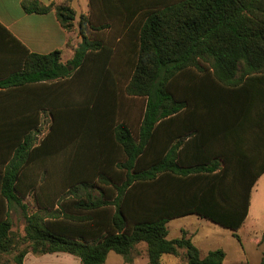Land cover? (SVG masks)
Returning <instances> with one entry per match:
<instances>
[{"label": "trees", "instance_id": "trees-1", "mask_svg": "<svg viewBox=\"0 0 264 264\" xmlns=\"http://www.w3.org/2000/svg\"><path fill=\"white\" fill-rule=\"evenodd\" d=\"M21 4L27 13L52 8L39 0ZM89 8L77 19L81 40L66 63L60 50L30 52L22 68L0 78V92L30 84L49 89L47 83L63 91L64 82L70 92L64 110L56 109L51 92L46 94L45 102H54L52 121L39 145H34L36 115L15 117L18 126L11 129L0 127V264H22L28 252L58 251L78 257L81 264H102L113 251L131 264L139 243H145L149 264H166L163 255L172 256L175 264H224L222 248L202 255L185 231L168 238L167 223L195 214L236 231L264 165L234 162L244 151L234 154L229 143L218 145L223 149L215 162L188 163L177 151L180 139L173 132L167 133L172 137L165 152L160 127L179 125L180 118L186 130L192 124L236 123L224 105L226 94L204 91L196 104L198 97L185 83L210 77L221 88L236 84L237 77L264 73V0H89ZM54 11L70 31L76 13L68 0H60ZM137 12L141 16L124 29ZM124 94L140 98L137 132L116 122ZM25 104L29 108L35 101ZM192 108L202 111L183 114ZM38 157L39 163L29 167L42 168L43 178H20L26 160ZM51 172L57 178L47 181ZM29 194L33 211L23 202ZM13 205L24 216L19 234L12 229Z\"/></svg>", "mask_w": 264, "mask_h": 264}, {"label": "crops", "instance_id": "crops-1", "mask_svg": "<svg viewBox=\"0 0 264 264\" xmlns=\"http://www.w3.org/2000/svg\"><path fill=\"white\" fill-rule=\"evenodd\" d=\"M22 1L23 0H0V78L22 68L23 63L30 52L46 54L54 50H60L61 61L66 63L72 58L74 48L81 40L78 36L76 28L77 19L80 14H88L90 10L89 0H68L70 6L74 10V3L80 5L82 10L79 14L75 10L76 18L74 20V26L70 31H67L60 25L54 11V7L60 3V0H39L45 5H52L51 10L42 14L25 12L21 4ZM177 1L180 0H146V2L151 4H169ZM141 14V12L132 14L131 24L129 27L124 29H129L134 24L135 20L141 16ZM122 17H125V15L121 16V18ZM118 65L126 66L124 64ZM237 78L236 84L225 87L222 86L221 88L213 83L214 81H212V78L210 77L196 76L190 81H186V87L189 88L190 92L192 91L198 97L195 100L196 104L202 101L201 98L199 99V96L204 91L211 94H213L214 91L226 94L227 98L224 105L227 106L228 113L231 117L235 118L236 123L221 127L192 124L191 128L186 130L187 126L181 123L183 120L185 121V119L180 118L179 125L173 126L171 124H164L160 127L164 132L165 149L167 147L168 137H172L167 135V133L173 132L177 135V139H180L177 151L180 153L179 155L181 158L188 163L215 162L214 158L215 155H217V151L223 149L218 145H220V143H229L228 149L234 150V154L238 153L237 150L240 149L244 151L243 157L245 159L243 157L235 156L233 158L234 162L246 161L248 163L264 165V73L247 74ZM60 84H65L67 86L68 82ZM46 86L49 89H46L41 84H30L27 87L20 88V90L0 92V127L5 126L3 129H11L13 125L18 126L16 125L17 121L15 120V117L36 115L38 117V122L37 126L33 128V131L37 133L43 123L44 115L47 114L50 118L48 123L50 127L52 121L50 110L53 109L54 102H58L56 109L64 110L66 105L64 102H69L70 92L67 90L68 87L66 86L64 87V90L61 91L59 88L60 85H56V83H47ZM44 90L49 91L44 92ZM49 92H51L52 99L54 101H52V104L45 102V99H47L46 94ZM28 100H34V106L29 105L28 108L25 104ZM60 100L63 101V103L61 102V105L59 104ZM120 100L122 101L121 109L120 113L116 117V122L125 123L132 131L137 132L141 120L140 112L138 110L140 98L124 94ZM192 110L193 112L190 113H188L190 110H186L183 114H195V116H198L202 111L200 108H192ZM19 126H21V123ZM19 129H21V127H19ZM190 130H194V133L185 136L186 131ZM43 137L39 141L34 139V145H39ZM175 142L176 140H174L172 144H175ZM166 151L167 149L165 152ZM52 157H54L53 154ZM242 158L243 160H238ZM39 159H41V157L35 158L34 161L26 160L20 171V178L25 179L28 176L32 177V174L34 178H43L42 168L38 166L29 167V165L31 166L33 162L37 165V163H39ZM263 175L264 172L258 177V179ZM54 178H57L55 172L46 174L47 181L54 180ZM252 189L253 187L250 191L247 215L251 205ZM94 192L98 194V190H94L93 193ZM29 200L33 204V209L31 210L33 211L36 207L32 194H29L25 199H23V202L28 204ZM17 207L18 206L13 205L9 208L10 217L11 212L13 210L16 211ZM190 215L195 214H188L171 220L183 219ZM189 220V223L195 225L194 229L184 228V226L180 224L175 231H171L169 221L167 223L168 238L179 237L183 231H185L187 236H189L194 244L200 249L199 245L195 241V237L198 234L199 223L193 219ZM170 233H173V235L170 236ZM259 243H261L260 240ZM139 244H136L135 246L136 251L133 252L134 259L131 264H149L145 251V243H143L144 245L142 247H139ZM200 252L204 255L201 249ZM112 253L113 251L108 252L106 259L102 264H128L124 261L123 257L119 258L117 255H112ZM22 264L81 263L78 257L67 252L58 251L41 255H35L28 252L24 257Z\"/></svg>", "mask_w": 264, "mask_h": 264}, {"label": "rangeland", "instance_id": "rangeland-1", "mask_svg": "<svg viewBox=\"0 0 264 264\" xmlns=\"http://www.w3.org/2000/svg\"><path fill=\"white\" fill-rule=\"evenodd\" d=\"M73 6L79 14L82 7L76 3H74ZM69 68L72 70L71 67ZM74 84L77 86L76 81ZM75 89L74 92H76ZM49 121V115H44L40 130L36 133V141H39L48 131ZM94 193L97 194L96 192ZM32 209L33 204L29 200L28 210L31 211ZM11 218L13 220V231L17 234L23 232L25 221L20 208L17 207L16 211L13 210L11 212ZM189 219H193L199 223L198 234L195 237V241L199 245L203 254H206L210 249L222 248L225 251V264L236 262L261 264L260 261L264 251V243H259V240L261 241V235L264 232V175L259 178L253 186L249 213L241 227L236 231L228 230L207 219L199 218L195 215H190L183 219L170 220L169 226L171 231H175L180 224L183 225L184 228L194 229L195 225L189 223ZM172 235L173 233H170V236ZM234 235H237L238 238ZM143 245L144 244L141 243L139 244V247H142ZM112 255H117L119 258L122 257L114 252ZM163 261L166 264H175L176 260L172 256L164 255Z\"/></svg>", "mask_w": 264, "mask_h": 264}]
</instances>
